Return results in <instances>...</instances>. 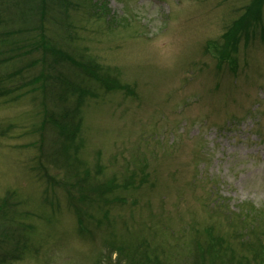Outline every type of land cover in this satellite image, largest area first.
Returning <instances> with one entry per match:
<instances>
[{
  "label": "rangeland",
  "instance_id": "obj_1",
  "mask_svg": "<svg viewBox=\"0 0 264 264\" xmlns=\"http://www.w3.org/2000/svg\"><path fill=\"white\" fill-rule=\"evenodd\" d=\"M248 1L74 0L69 48L93 65L78 68L86 77L77 156L88 186L111 189L99 193L108 202L80 203L79 214L62 166L39 157L48 117L30 83L37 66L30 54L0 66L21 69L0 94V210L15 200L9 212L32 226L15 259L4 257L10 244L0 247V264H117L119 248L118 264H189L205 240L216 244L210 264L247 253L236 222L264 209V0L249 38L229 49L224 35ZM43 27L52 37L60 30L51 19ZM65 38L51 41L66 47ZM251 241L264 247V238ZM261 251L254 264H264Z\"/></svg>",
  "mask_w": 264,
  "mask_h": 264
},
{
  "label": "trees",
  "instance_id": "obj_2",
  "mask_svg": "<svg viewBox=\"0 0 264 264\" xmlns=\"http://www.w3.org/2000/svg\"><path fill=\"white\" fill-rule=\"evenodd\" d=\"M73 3H75L74 0H0V66L15 65L28 54L31 55L29 63L37 66L36 71L34 70L29 76L30 83H34L35 90L40 91V105H43V111L48 117L40 129L42 133L39 141L42 151L39 157L44 155L57 169H61L62 166L64 169L63 180L61 181L62 190L67 195L70 207L78 213L80 203L90 205L92 204L90 201L108 202L107 199H104L105 195L100 196L99 193L108 194L111 189L108 186L97 184L88 186L87 184L91 179L87 171L80 170L81 160L77 156L80 148L77 138L82 126L81 107L85 95L84 82L86 77V75H81L78 68L81 67L84 70L85 67H93V65L84 61L83 58H79L80 52H73L76 49L69 48V44H72L73 35L69 31L72 26L68 19V10ZM262 4V0H249L245 4L244 12L231 21L228 27L229 33L224 35L226 46L229 49L235 48L236 44L240 42V38H249L254 33L249 31V28L251 27L252 30V26L257 24L256 21L259 20ZM46 19L53 20L60 28L53 37L65 38V35L68 37L65 38L67 40L66 47L55 44L51 41L53 37L46 35L43 27V22ZM214 51L218 56L226 54V48L221 47L218 43L215 44ZM35 53L41 54V57H35ZM227 58L228 56L225 57V59ZM61 59H66L67 64H64V60ZM68 69L74 71L80 81L79 84L71 80L67 72ZM20 71L21 69L0 72V91H3L0 94L11 91L6 85L9 79ZM20 85L23 86V84H19L16 88L19 89ZM45 129L48 131L44 134ZM45 140L48 143L47 149L42 148ZM71 186H76V190L80 193L77 194L72 191ZM103 186L104 192H98V188ZM95 194H97L96 200H94ZM8 197L12 199L13 195ZM113 199L118 200L119 197L116 196ZM81 200L85 202H81ZM4 204L6 207L0 210V247L10 244L12 248L8 247L4 250V257L15 259L21 254L17 251L18 248L24 251L27 247L32 226L23 222L20 224L9 212L12 205L17 206V201H4ZM241 215L240 220L236 222L238 227L236 238L240 241L241 249L247 253L243 251L240 253L231 251L230 253L235 256V264H254L256 259L260 261L263 259L261 250L264 247H259L253 243L251 238L256 236L259 241L264 238V209L254 210L250 208ZM197 246L198 249L191 252L189 264H210L207 262L208 257L216 254L214 240H205ZM112 249L109 247L110 251ZM116 251L118 264L123 252L120 248ZM106 255L107 253L103 256L104 261ZM131 258L134 259V255ZM143 261L138 256L130 264Z\"/></svg>",
  "mask_w": 264,
  "mask_h": 264
}]
</instances>
